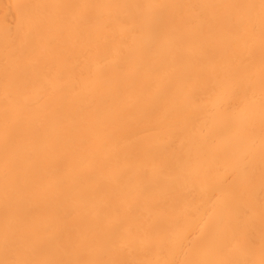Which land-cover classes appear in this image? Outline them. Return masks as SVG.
Here are the masks:
<instances>
[{
	"label": "bare ground",
	"instance_id": "obj_1",
	"mask_svg": "<svg viewBox=\"0 0 264 264\" xmlns=\"http://www.w3.org/2000/svg\"><path fill=\"white\" fill-rule=\"evenodd\" d=\"M0 264H264V0H0Z\"/></svg>",
	"mask_w": 264,
	"mask_h": 264
}]
</instances>
